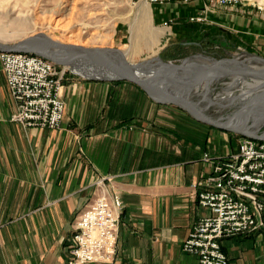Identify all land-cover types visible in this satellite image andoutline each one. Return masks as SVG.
Returning a JSON list of instances; mask_svg holds the SVG:
<instances>
[{"label": "crops", "instance_id": "0c3cea01", "mask_svg": "<svg viewBox=\"0 0 264 264\" xmlns=\"http://www.w3.org/2000/svg\"><path fill=\"white\" fill-rule=\"evenodd\" d=\"M234 14L225 22L240 42L264 53V20ZM64 100L60 129L13 122L0 60V264H68L73 224L101 179L124 210L116 257L96 264H199L183 243L207 214L197 203L196 185L210 173L203 157L232 153L238 141L126 81L71 80ZM223 248L230 264H264V231L225 239Z\"/></svg>", "mask_w": 264, "mask_h": 264}, {"label": "built area", "instance_id": "2783aa9c", "mask_svg": "<svg viewBox=\"0 0 264 264\" xmlns=\"http://www.w3.org/2000/svg\"><path fill=\"white\" fill-rule=\"evenodd\" d=\"M164 5L171 0H150ZM202 3L190 22L204 24L208 11L252 6L258 0H180ZM171 22V21H170ZM169 22L165 23L168 25ZM10 94L17 105L12 121L25 128L60 129L64 120V74L49 60L26 53H0ZM210 173L197 183L198 206L207 211L194 224L183 251L199 264H230L223 241L264 231V142L239 138L235 151L212 156L205 153ZM100 193L73 224L68 264L110 263L117 254L123 201L106 191Z\"/></svg>", "mask_w": 264, "mask_h": 264}, {"label": "rangeland", "instance_id": "374dc122", "mask_svg": "<svg viewBox=\"0 0 264 264\" xmlns=\"http://www.w3.org/2000/svg\"><path fill=\"white\" fill-rule=\"evenodd\" d=\"M143 1L0 0V43L12 45L31 36L43 34L62 44L78 45L86 48L119 49L128 54L127 58L133 64L146 62L151 58L177 65H183L187 60L197 57L208 59L211 63L224 59H241V57L248 55L264 59V53L258 51L256 46L253 48L249 46L248 42H246V45L240 42L242 35L236 32L237 29L233 27L231 22H225L224 16L225 13H238L244 14L246 19L255 16L264 20V0H258L262 10L247 5L233 10L218 9L208 11L207 16L213 14L216 16L219 13L217 14L219 17L216 16V19L208 17L206 23L211 21L214 24L212 23L213 26L206 29L195 26H200L201 24L199 23L190 22V13L192 12L194 15L199 13L201 8L199 6H203L202 3L185 4L180 0H171L167 4L157 5L148 0L151 7V25L153 28L161 29L163 32L160 38V45L155 46L152 50L146 48L149 36L148 27L139 19V5ZM180 11H182V14H180ZM248 11L251 13L248 14ZM186 16L188 17L187 19ZM167 22H169L168 25L165 24ZM190 25L193 26L191 27ZM180 26L183 31L186 29L189 33H176V31L180 30ZM197 28L198 30H196ZM134 30L135 34L137 33L136 35H133ZM144 33L147 34L145 35ZM183 37H190L191 39L184 41H189L193 44L190 46L181 44L184 42ZM191 62L200 64L203 63V60L195 59ZM193 66L192 69L197 68V65ZM257 67L261 68L263 64ZM58 68L60 71H65V83L71 80H85L75 74L69 67L58 66ZM230 81L231 79L226 77L217 82L210 92L207 89H203L199 93L203 94L205 91V97L227 98L229 95H224L225 92H230L239 87L238 85L231 87ZM259 90L261 89L256 86L255 92ZM251 94H247L245 98ZM204 96L196 95L194 99L199 100L204 98ZM240 100L239 102H242ZM256 101L262 102L259 108L263 109L264 97H259ZM236 103L237 105L239 104L238 101ZM207 104V100H203L202 105L206 106ZM237 105L229 106V109L224 110L223 113L219 112L221 109L218 105H211L208 113L223 119L234 117L239 112V107L235 108ZM256 117L252 123L247 120L246 123L250 124L248 125L250 128L258 126V129L264 132V123L257 125L264 121V116L256 115ZM259 118L261 119L259 120ZM231 135L237 141L241 138L235 134ZM233 146H236V143Z\"/></svg>", "mask_w": 264, "mask_h": 264}, {"label": "water", "instance_id": "95a60500", "mask_svg": "<svg viewBox=\"0 0 264 264\" xmlns=\"http://www.w3.org/2000/svg\"><path fill=\"white\" fill-rule=\"evenodd\" d=\"M50 50L68 52L72 56H75V58L77 57L86 62L94 63L97 67L114 74L112 77L83 78L85 80L126 81L132 83L144 91L147 96L157 104L176 107L187 113L194 120L214 129L235 134L243 138L264 142V132L260 131L258 126L251 129L246 125V120L249 121L253 115L263 116L264 109L255 107V105L251 103V105L246 108L238 109L239 112L234 117L225 119L217 118L208 113V109L212 105L210 102L206 106L202 105L206 97L204 96L202 99L195 100L194 96L197 94L192 93L193 89L200 86L203 80L209 78L214 71L224 72L227 75L226 77L232 79L234 77H246L250 75L262 78L264 77V70L257 72L229 70L220 65L222 61H231L224 59L215 61L214 65L209 67L205 66L200 71L195 70V73L201 75L202 79L201 81H191L187 79V77H182L180 75L179 72L185 71V69L182 65L177 64L172 65L173 69H165L160 66L150 73L143 74L140 72L138 64H133L123 51L115 48H86L78 45L62 44L57 41H52L49 38H34L26 42L21 41L12 45L0 43V53H26L37 55L49 60L56 66L67 67V64L63 61L53 58L49 53ZM109 55L117 58L119 61V69L113 67L104 60V58ZM171 64L172 63H170V65ZM162 65H169V63L162 62ZM174 84L187 87L188 90L177 88Z\"/></svg>", "mask_w": 264, "mask_h": 264}, {"label": "bare ground", "instance_id": "6f19581e", "mask_svg": "<svg viewBox=\"0 0 264 264\" xmlns=\"http://www.w3.org/2000/svg\"><path fill=\"white\" fill-rule=\"evenodd\" d=\"M149 3L150 2L148 0H144L139 5V19L146 27H148L147 31L149 33V36L147 38L146 48L149 50H152L155 46L160 45V38L162 37L163 32L161 29H155L151 25V7H150ZM134 34H135V30H134L133 35ZM34 38L35 39H38V38H40V39L47 38L48 39L49 37H47L43 34H40V35L31 36V37L24 39L22 41L26 42V41L34 39ZM134 38H136V37H134ZM49 39L52 40L51 38H49ZM49 53L53 58L66 63L67 67L71 68L75 74H77L78 76H81L82 78H86V77H112L114 75L112 72H109V71H106L100 67H97L96 64H94V63L86 62V61L81 60L80 58H77V57L75 58V56H72L68 52L61 51V50H50ZM30 55H32V54H30ZM127 55L128 54H126V56ZM35 56H37V55H35ZM195 59H197V60L201 59V60H203V63L199 64V63L191 62V61H194ZM104 60L107 61L109 64H111L113 67H116L117 69L120 68L119 67V61L114 56L109 55V56L105 57ZM214 63H215V61H213V63H211V62H209L208 59H204L202 57L189 59L186 62H184L182 65V67H184L185 71H180L179 73L182 77H187V79H189L191 81H201L202 76L195 73V70L200 71L204 66L209 67L211 65H214ZM261 64H263V67L258 68L257 66H259ZM138 65H139L140 72L143 74L150 73L160 66L164 67L165 69H170V68L173 69V67H172L173 64L162 65L161 61H157V59H154V58H151V59L147 60L146 62H141ZM193 65H197V68L192 69L194 67ZM220 65L226 69L233 70V71L257 72V71L264 70V59L258 58L256 56L251 57L248 55L245 57L244 56L241 57V59L236 58V59L231 60V61H222L220 63ZM186 70H188V71H186ZM226 76L227 75L224 72L214 71L210 75L209 78L203 80V82L201 83L200 86L193 89L192 93H196L199 96H204V95L206 96L205 91L203 94H200L199 93L200 90L202 91L203 89H207L210 92V90L213 89L214 85L217 82L225 79ZM230 83H231L230 84L231 87L234 85H238L239 87L238 88L236 87L235 89L231 90L230 92L224 93V95H229V97H227V98L223 97L221 99L218 97H214V98L206 97V100L208 103L210 102L212 105H218V107L221 109L220 111L218 110L220 113H223L224 110L229 109L228 108L229 106L237 105V103H236L237 101L239 104L235 108L239 107V109L246 108V107L250 106L251 103H253V105H255V107H259L260 105H262V102H258L256 100L259 99V97H261V98L264 97V77L260 78V77L251 76V75L246 76V77H234L231 79ZM244 83H247V84H244ZM174 85L177 88H181L183 90H188L187 87H184L182 85H177V84H174ZM256 86L258 89H261V90L255 92ZM249 89H251V90H249ZM226 91H228V90H226ZM249 93H252V94L249 95L247 98H245V96ZM237 94H239V95H237ZM239 100L242 102H239ZM254 101H256V102H254ZM262 108L264 109V105L262 106ZM255 118H257L256 115H253L249 120L250 123H252ZM260 119L261 118H259V120ZM262 123L263 122L258 123L257 125H261ZM246 125L248 126L250 124L248 123ZM251 129H253V128H251Z\"/></svg>", "mask_w": 264, "mask_h": 264}, {"label": "trees", "instance_id": "16d2710c", "mask_svg": "<svg viewBox=\"0 0 264 264\" xmlns=\"http://www.w3.org/2000/svg\"><path fill=\"white\" fill-rule=\"evenodd\" d=\"M67 79V78H66ZM118 82H123V81H118Z\"/></svg>", "mask_w": 264, "mask_h": 264}]
</instances>
